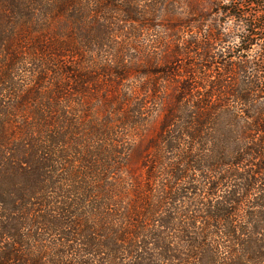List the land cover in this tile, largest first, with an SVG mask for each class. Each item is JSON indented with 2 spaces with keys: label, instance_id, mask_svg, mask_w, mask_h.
Masks as SVG:
<instances>
[{
  "label": "trees",
  "instance_id": "1",
  "mask_svg": "<svg viewBox=\"0 0 264 264\" xmlns=\"http://www.w3.org/2000/svg\"><path fill=\"white\" fill-rule=\"evenodd\" d=\"M0 264H264V0H0Z\"/></svg>",
  "mask_w": 264,
  "mask_h": 264
},
{
  "label": "rangeland",
  "instance_id": "2",
  "mask_svg": "<svg viewBox=\"0 0 264 264\" xmlns=\"http://www.w3.org/2000/svg\"><path fill=\"white\" fill-rule=\"evenodd\" d=\"M122 38H124L123 36H119L118 38H117V42H118V44H116L115 45V47H114V49H111V48H109V47H107V48H103L101 51H99L98 52V54H101V55H104V56H107V55H110L111 54V52H112V54H113V52L115 51V50H117L118 49V47H119V44H120V42H121V40H122ZM118 51V50H117ZM139 50H136L135 52H133L132 54L133 55H136V56H141V52H138ZM141 51V50H140ZM152 79L151 78H144V79H141L140 77H139V75H138V73H136L135 74V72L129 77V78H127V79H125V80H119V81H122L123 83L125 82H137V83H140L141 81L143 82V81H151ZM158 122L156 123V122H154L151 126H150V128H149V134L150 135H152L153 133H155L156 131H157V129H158ZM145 147H146V144H142L141 146H139L138 148H136L134 151H133V153H132V164H134V165H137L139 162H140V159H141V156H142V154H143V151H144V149H145Z\"/></svg>",
  "mask_w": 264,
  "mask_h": 264
}]
</instances>
